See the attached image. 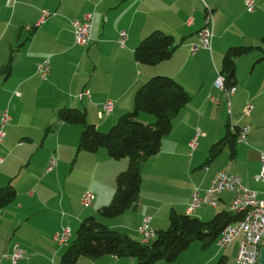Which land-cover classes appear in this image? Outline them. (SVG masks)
Wrapping results in <instances>:
<instances>
[{"label": "crops", "instance_id": "obj_1", "mask_svg": "<svg viewBox=\"0 0 264 264\" xmlns=\"http://www.w3.org/2000/svg\"><path fill=\"white\" fill-rule=\"evenodd\" d=\"M247 1L0 0V120L6 110L11 116L0 150V187L12 185L17 192L14 202L0 211V264H12L9 255L15 244L25 251L19 264H59L67 247L54 236L68 227L72 242L88 217L142 242L138 228L145 218L156 232L168 229L172 211L187 215L195 189L203 193L219 171L240 177L245 187L263 196L258 186L264 183L256 182L255 176L261 172L264 152V0H253V12L247 10ZM207 7L214 16L212 49L193 55ZM44 9L55 15L31 33L26 31ZM87 14L93 15L92 40L82 48L75 44L72 22ZM157 30L173 36L178 45L173 56L156 66L138 63L136 48ZM122 31L127 33L124 47L119 43ZM234 47L252 49L235 60L236 93L228 100L215 82L226 52ZM46 59L51 72L43 80L37 66ZM158 75L175 79L190 101L173 119L161 150L142 163L138 201L124 215L104 218L99 211L111 203L116 177L128 168L129 160H113L106 149L79 152L83 126L60 122L58 112L84 111L89 124L107 132L133 110L138 89ZM84 89L90 90L91 98L81 101ZM109 100L115 109L102 117L100 106ZM248 103L254 111L245 118ZM138 121L153 124L155 117L140 113ZM231 125L250 127L247 144H237L234 154L225 148L211 157V148ZM197 130L203 135L192 151L189 144ZM51 160L56 166L50 171ZM82 176L90 179L86 189L78 186ZM87 191L95 195L90 208L81 204ZM232 200L233 194L224 192L218 208L203 207L191 217L211 222L217 214L229 212ZM238 244L235 241L223 253L224 264H236ZM193 249L175 262L155 264L212 263H200L201 258L191 262L193 254L202 253ZM134 263L132 258L103 256L80 257L76 264Z\"/></svg>", "mask_w": 264, "mask_h": 264}, {"label": "trees", "instance_id": "obj_2", "mask_svg": "<svg viewBox=\"0 0 264 264\" xmlns=\"http://www.w3.org/2000/svg\"><path fill=\"white\" fill-rule=\"evenodd\" d=\"M176 48L173 36L157 30L139 44L135 50V59L140 64L156 66L170 59ZM251 49L234 47L226 52L221 74L226 79L227 87L235 83L236 58ZM10 65L11 61L7 71ZM189 101V94L175 79L158 75L138 89L133 110L121 116L117 124L107 132H101L89 124L84 111L64 108L58 112L60 122L83 126L79 152L95 153L99 149H106L113 160H129L128 168L116 177V191L111 203L99 211L102 217L114 219L122 216L138 201L142 163L161 150L164 138L171 132L173 119ZM140 113L153 115L155 123L138 121ZM236 145V136L229 126L225 137L211 148V157L225 148L234 154ZM16 197L17 192L12 185L0 187V211L13 203ZM240 219L241 215L224 211L211 222L205 223L188 214L172 211L169 228L157 231L156 237L145 244L110 229L95 217H88L80 223L77 237L66 248L59 264H76L80 257L96 260L103 256L132 258L134 264L175 262L192 242L198 240L203 247H208L228 225ZM218 264H224V257Z\"/></svg>", "mask_w": 264, "mask_h": 264}, {"label": "built area", "instance_id": "obj_3", "mask_svg": "<svg viewBox=\"0 0 264 264\" xmlns=\"http://www.w3.org/2000/svg\"><path fill=\"white\" fill-rule=\"evenodd\" d=\"M256 3L253 0L246 2V7L249 12H253ZM50 10L44 9L41 11L39 20L31 26H27V31H34L47 22L54 16ZM213 12L211 8H206L205 25L200 33V46L193 45L192 52L196 53L200 48L210 50L213 38ZM75 44L82 47H89L93 29V15L87 14L83 19L74 20L72 22ZM127 33L122 31L119 37V43L122 47L125 46ZM51 72V61L46 59L37 66V74L43 80H47ZM221 74V73H220ZM215 86L225 92L228 100L235 93L234 87L226 86V79L223 75H219ZM91 98L90 90L85 89L80 93L79 99ZM100 116H107L114 110L115 103L106 101L101 104ZM254 111L252 104H247L243 111V117L247 118ZM11 120L9 112L6 110L0 120V146L5 139V128ZM230 130L236 136L237 144H246L247 137L250 132V127L244 125L236 127L231 125ZM203 135L201 130H197L195 137L190 143L192 151L198 148V140ZM2 163L3 160L0 159ZM262 169L260 174L255 176L256 182L264 183V152L261 153ZM56 166V161L51 160L49 170L51 171ZM224 192L233 194V200L229 207V212L234 215H241V219L233 224L228 225L216 239V244L220 249H226L239 239V250L237 255V264H258L261 248L264 246V194L261 197L257 191L245 187L240 177L234 176L226 171L218 172L211 183V186L203 193L199 189H195L187 213L192 214L196 210L203 207L218 208L221 201V195ZM94 194L85 192L81 198V204L84 208H89L94 203ZM156 231L150 226V218H146L139 228V233L143 236V242L148 244L156 236ZM72 230L68 227H63L60 232L54 236L56 243L63 247H68L71 244ZM12 264H19L25 258V251L19 244H15L9 255Z\"/></svg>", "mask_w": 264, "mask_h": 264}, {"label": "rangeland", "instance_id": "obj_4", "mask_svg": "<svg viewBox=\"0 0 264 264\" xmlns=\"http://www.w3.org/2000/svg\"><path fill=\"white\" fill-rule=\"evenodd\" d=\"M176 47H178L177 44H175ZM177 49V48H176ZM192 52V51H191ZM192 54H196V53H193ZM85 90V89H84ZM83 90V91H84ZM82 91V92H83ZM115 109V108H114ZM114 111V110H113ZM90 183V179L86 176H82V179L81 181L79 182V187L81 189H86L88 187ZM264 189V184H261L258 186V190H263ZM76 230L74 231V237L76 236ZM238 243H239V239L236 240ZM190 248V251L191 250H194L193 248H199V250L202 252V253H199V254H196L194 255L193 254V258L191 259V262L194 260V259H197V258H201V262L202 263L203 261L207 260V259H211L212 263L211 264H218L221 260V258L223 257V253L227 252L226 249H220L217 244H216V241L210 243V245L208 247H203V244L202 242L196 240L194 242L191 243V245L189 246ZM200 248H204V250L202 251ZM182 254V253H181ZM214 254H217L216 258H214ZM199 255V256H198ZM187 256V255H186ZM198 256V257H197ZM190 262V263H191ZM226 264H234V261H229L227 262Z\"/></svg>", "mask_w": 264, "mask_h": 264}, {"label": "bare ground", "instance_id": "obj_5", "mask_svg": "<svg viewBox=\"0 0 264 264\" xmlns=\"http://www.w3.org/2000/svg\"><path fill=\"white\" fill-rule=\"evenodd\" d=\"M211 10H212V9H211ZM213 17H214V16H213ZM213 22H214V20H213ZM204 25H205V24H204ZM213 27H214V25H213ZM26 28H27V27H26ZM203 28H204V27H203ZM203 28H202V29H203ZM26 31H27V29H26ZM201 31H202V30H201ZM201 31H200V33H201ZM28 32L31 33V31H28ZM199 38H200V34H199ZM212 41H213V38H212ZM195 45L200 46V44H195ZM200 49H203V48H200ZM211 49H212V44H211ZM211 49H210V50H211ZM204 50H207V49H204ZM220 75H222V74H220ZM217 80H218V79H217ZM217 80H216V81H217ZM215 84H216V82H215ZM232 87H234V88L236 89L235 86H232ZM224 93H225V92H224ZM235 93H236V91H235ZM235 93H234V94H235ZM234 94H233V95H234ZM225 95H226V94H225ZM233 95H232V96H233ZM232 96H231V97H232ZM226 97H227V96H226ZM231 97H230V98H231ZM227 98H228V97H227ZM248 104H249V103H248ZM250 104H251V103H250ZM5 136H6V133H5ZM4 140H5V139H4ZM3 142H4V141H3ZM190 143H191V142H190ZM2 144H3V143H2ZM2 144H1V146H2ZM246 144H247V143H246ZM1 146H0V150H1ZM189 146H190V144H189ZM190 148H191V147H190ZM0 159L3 160V158H1V157H0ZM219 172H220V171H219ZM226 172H227V171H226ZM217 173H218V172H217ZM217 173H216V174H217ZM228 173H229V172H228ZM88 192H91V191H88ZM91 193H93V192H91ZM93 194H94V193H93ZM94 197H95V195H94ZM192 197H193V196H192ZM94 200H95V199H94ZM191 202H192V201H191ZM189 205H190V204H189ZM188 207H189V206H188ZM89 208H90V207H89ZM187 210H188V209H187ZM196 211H197V210H196ZM196 211H195V212H196ZM195 212H194V213H195ZM194 213H192V214H194ZM192 214H188V215L191 216ZM145 219H146V218H145ZM145 219H144V220H145ZM144 220H143V222H144ZM143 222H142V224H143ZM142 224H141V225H142ZM141 225L139 226V228L141 227ZM139 228H138V232H139ZM155 233H156V232H155ZM139 234H140V233H139ZM140 235H141V234H140ZM141 236H142V235H141ZM155 237H156V236H155ZM152 240H153V239H152ZM152 240H151V241H152ZM142 242H143V236H142ZM234 242H235V241H234ZM143 243H144V242H143ZM232 244H233V243H232ZM263 247H264V246H263ZM263 247H262V248H263ZM228 248H229V247H228ZM262 248H261V249H262ZM226 249H227V248H226ZM238 250H239V244H238ZM260 252H261V251H260ZM237 255H238V252H237ZM259 257H260V254H259ZM236 264H237V256H236ZM258 264H259V262H258Z\"/></svg>", "mask_w": 264, "mask_h": 264}, {"label": "water", "instance_id": "obj_6", "mask_svg": "<svg viewBox=\"0 0 264 264\" xmlns=\"http://www.w3.org/2000/svg\"><path fill=\"white\" fill-rule=\"evenodd\" d=\"M259 264H264V247L261 249L260 252Z\"/></svg>", "mask_w": 264, "mask_h": 264}]
</instances>
